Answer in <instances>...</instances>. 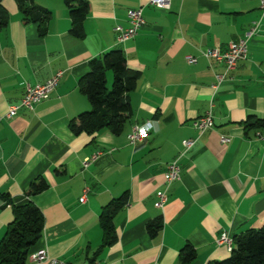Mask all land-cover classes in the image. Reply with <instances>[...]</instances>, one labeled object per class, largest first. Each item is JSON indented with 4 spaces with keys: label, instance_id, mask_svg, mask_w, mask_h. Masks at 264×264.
<instances>
[{
    "label": "crops",
    "instance_id": "1",
    "mask_svg": "<svg viewBox=\"0 0 264 264\" xmlns=\"http://www.w3.org/2000/svg\"><path fill=\"white\" fill-rule=\"evenodd\" d=\"M85 1L82 35L75 36L65 0H34L50 14L43 35L38 23L23 21L15 0H2L8 20L0 30V113L19 102L26 84H42L59 70L62 75L32 110L21 107L0 121V240L12 206L31 201L44 219L38 249L68 263L182 264L187 244L194 256L184 264L228 257L230 250L217 244L222 232L234 246V238L264 226V141L257 136L264 128L247 127L253 118L264 119L260 0H170L168 8L148 0ZM139 7L144 24L119 41L114 27L126 28L128 10ZM253 25L246 56L232 71L205 55L225 51ZM114 48L138 73L127 93L131 113L119 133L73 134L70 120L91 108L79 78L91 59ZM188 55L195 62L186 61ZM106 76L108 85L112 77ZM207 112L213 125L199 131L194 121ZM146 121L149 134L130 144L131 128ZM186 139L194 140L189 148L182 144ZM97 150L102 154L84 167ZM174 160L178 179L157 208L156 192ZM33 183L44 187L31 193ZM123 195L125 205L111 218L115 239L104 244L100 212ZM155 220L162 226L151 236L147 224Z\"/></svg>",
    "mask_w": 264,
    "mask_h": 264
},
{
    "label": "trees",
    "instance_id": "2",
    "mask_svg": "<svg viewBox=\"0 0 264 264\" xmlns=\"http://www.w3.org/2000/svg\"><path fill=\"white\" fill-rule=\"evenodd\" d=\"M23 21L36 22L39 33H45V23L50 14L38 7L34 0H15ZM75 2V5H70ZM72 18L71 33L81 36V21L87 13L85 0H65ZM7 12L0 0V30L7 24ZM107 71L112 74L110 87L107 86ZM138 73L130 70L125 64V55L119 48L110 49L100 57L89 61V70L78 81L79 91L90 103V110L79 113L69 122L73 134L86 132L92 134L101 129L119 133L131 113L127 93L135 88ZM247 127L264 128V119L253 118ZM44 184L33 183L30 192L41 190ZM126 203L125 195L112 200L100 212V225L103 230V243L114 241L111 218L118 208ZM160 220L148 222L147 231L154 236L161 229ZM44 227L41 211L31 201L12 206V220L0 240V264H25L28 254L38 249ZM234 246L228 257L210 264H264V226L251 229L233 239ZM194 256L191 245H185L179 255L182 264Z\"/></svg>",
    "mask_w": 264,
    "mask_h": 264
},
{
    "label": "built area",
    "instance_id": "3",
    "mask_svg": "<svg viewBox=\"0 0 264 264\" xmlns=\"http://www.w3.org/2000/svg\"><path fill=\"white\" fill-rule=\"evenodd\" d=\"M148 2L160 8H168L170 0H148ZM260 8L262 11H264V0H260ZM127 19L129 25L126 28H122L120 25H116L114 27V31L116 32L117 39L119 41H124L129 38H132L137 33L139 28L144 24L142 9L139 7L136 9L128 10ZM255 31L256 25H253L251 26V28L248 29V31H246L243 38L237 41H230L225 51L221 52L218 49H208L205 55L207 57L213 58L214 60L222 61L225 64L226 72L232 71L233 69H235L237 62L245 58L247 52V40L255 33ZM185 58L188 62H195L196 60L194 57H191L189 55ZM61 75L62 71L59 70L56 71L53 75H51V77H49L42 84H26L25 92L22 98L19 100V102L9 105L4 113H0V121L5 118H10L16 115L18 109L21 107L26 108L28 110H32L37 102L46 99L49 96L50 92L57 85ZM217 78L219 81H221L222 77L218 75ZM194 125L199 131H204L211 127L213 125L211 113L207 112L205 115L198 117L194 121ZM151 127L152 125L150 121H146L142 125H134L131 128L129 134L127 135L128 142L130 144H136L137 142L143 140L149 134ZM257 136H259V139L264 141V134L257 132ZM220 140L221 142L225 143L229 141V138L221 137ZM193 142L194 140L192 139H186L183 140L182 144L185 148H189L193 144ZM101 154L102 151H95L93 154L83 160V166L86 167L90 163L94 162ZM178 176L179 166L176 163V160H174L170 162L166 167L163 183L164 188L156 192L157 199L154 202L155 207L163 208L164 204L167 201L166 190L174 180L178 179ZM88 191V187H85L83 189V193L79 197V201L81 203L85 202ZM228 238V234L226 232H222L217 238V244L225 245L228 250ZM27 259L30 262L42 264H72L49 256L46 250L42 248L29 253Z\"/></svg>",
    "mask_w": 264,
    "mask_h": 264
},
{
    "label": "bare ground",
    "instance_id": "4",
    "mask_svg": "<svg viewBox=\"0 0 264 264\" xmlns=\"http://www.w3.org/2000/svg\"><path fill=\"white\" fill-rule=\"evenodd\" d=\"M232 242H231V239L230 238H228V249L229 250H231V248H232Z\"/></svg>",
    "mask_w": 264,
    "mask_h": 264
},
{
    "label": "rangeland",
    "instance_id": "5",
    "mask_svg": "<svg viewBox=\"0 0 264 264\" xmlns=\"http://www.w3.org/2000/svg\"><path fill=\"white\" fill-rule=\"evenodd\" d=\"M107 74H108V75H111V77H112V74H111L110 71H107ZM110 84H111V82H110L107 86L110 87Z\"/></svg>",
    "mask_w": 264,
    "mask_h": 264
}]
</instances>
